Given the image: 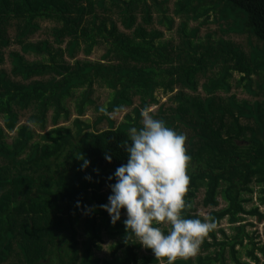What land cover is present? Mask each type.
I'll return each mask as SVG.
<instances>
[{"label": "trees", "instance_id": "trees-1", "mask_svg": "<svg viewBox=\"0 0 264 264\" xmlns=\"http://www.w3.org/2000/svg\"><path fill=\"white\" fill-rule=\"evenodd\" d=\"M112 1L121 9L118 18L107 20L101 15L107 10L106 0H0V264H100L93 258L94 241H103L99 217L109 223L112 237H122L114 253L127 248V257L116 262L161 264L150 249L142 257L144 248L134 238L126 240L124 224L112 225L100 207L107 203L101 193L115 183V170L127 163L122 145L130 143L133 127H142L144 109L187 137L191 162L185 200L190 207L183 211L185 218L205 221L198 214L199 197L204 195L203 206L211 211L213 228L227 218L230 225H237L247 215L264 222L258 209L246 212L243 200L244 195L253 196L254 182L264 191V142L259 138H264V82L263 93L258 94L252 91L251 79L264 69V0H182L185 5H176V15L188 16L192 8L196 21L217 12L211 23H219L220 28L195 45L193 41L201 39L199 29L189 31L188 21L177 24L163 14L157 24L166 22L177 40L159 48L152 41L164 34H152L154 17L146 2ZM193 2L211 7L201 13ZM45 18L63 26L46 35L37 24ZM87 18L93 25L90 32L81 30ZM209 24L208 18L202 23ZM240 34L262 43L263 49H252L244 56L237 46L220 39ZM212 36L220 39L215 46ZM97 37L109 46L101 61L90 60ZM219 63L223 65L219 76L202 85L208 96L200 98L201 82L209 80V71ZM229 72L242 76L247 92L240 101L231 99L230 106L249 123L254 121L256 128L242 127L239 117L227 115L216 94L220 88L230 91ZM165 76L173 81L165 82ZM175 76L180 77L177 83ZM98 82L117 92L111 102L95 90ZM167 84V91L178 92L152 112L157 88ZM189 90L192 93L187 95ZM105 123L109 128L103 130ZM243 141L251 143L250 150H240L237 143ZM105 153L111 155V163ZM81 156L90 161L87 169H81ZM94 202L95 210L85 213L84 206L93 208ZM260 202L264 205L261 198ZM70 215L74 226H84L89 241L62 243ZM213 228L209 234L220 251L210 254L212 245L206 240L195 256L178 259L176 264H227L228 247L235 264H249L236 251V246H243L245 228L221 243ZM250 243L255 248L249 255L259 263L256 245ZM71 244L75 254L69 258L63 246ZM259 250L264 255V246Z\"/></svg>", "mask_w": 264, "mask_h": 264}, {"label": "clouds", "instance_id": "clouds-1", "mask_svg": "<svg viewBox=\"0 0 264 264\" xmlns=\"http://www.w3.org/2000/svg\"><path fill=\"white\" fill-rule=\"evenodd\" d=\"M141 117L142 127H133L130 143L122 145L127 163L115 170L111 195L100 207L108 213L112 225L124 213L126 240L134 238L141 247L150 249L161 264H176L178 259L197 254L212 225L183 215L184 209L190 207L185 200L191 162L187 137L168 127L163 119L154 118L147 109L141 111ZM104 158L111 163V155L105 153ZM79 159L81 169H87L90 161L82 156ZM86 179L91 181L90 176ZM84 211L90 213L94 207L84 206Z\"/></svg>", "mask_w": 264, "mask_h": 264}, {"label": "rangeland", "instance_id": "rangeland-1", "mask_svg": "<svg viewBox=\"0 0 264 264\" xmlns=\"http://www.w3.org/2000/svg\"><path fill=\"white\" fill-rule=\"evenodd\" d=\"M124 2H130L132 0H123ZM147 4V6L149 8H151L152 13H153V19L154 22L152 24L151 27V31L153 32L152 34L156 35L158 32H162L164 35L160 36L158 39H155V41H152L155 45L156 48H159L160 44H166L169 41L172 40H177L174 37V32L175 30H170L169 25L164 22L163 25H159L157 24V18H162L163 14L166 15V18H168V20H173L175 23L180 24L183 20L188 21V30H195V29H199L200 32H202L200 38L201 39H196L194 40L193 44L198 45L199 42H202L204 40L203 36H205V34H213L214 31L219 30V23L217 26H212L213 23H211L213 21V19L218 18V13H213L211 12L210 14L206 15V16H202L199 20L194 21L193 18V9L189 8V15L188 16H178L175 14V11H177V9H179L178 7H176V5L181 4L180 6H184L185 4L182 2V0H144ZM145 4V3H143ZM143 4L140 5V7H143ZM193 4L195 5L196 8H202L201 9V13L202 10H206L207 8H210V4L207 3H195L193 2ZM106 8L107 10H104L101 15L102 17H106L107 20L109 19H114V18H118V8L121 9V7L119 5H116L112 0H106ZM157 5H160V8L157 7ZM96 10V9H95ZM161 11V12H160ZM73 18H76V15L73 16ZM209 20L210 24L209 25H202L203 21L205 19ZM109 24V21H106ZM101 23L100 21L98 22V24ZM37 24L40 25V27H42L43 30H45V34L47 35L49 30L54 28V27H59L61 28L63 26V24H59L57 21L55 20H51L50 18H45V19H41L37 21ZM85 28V30H87L88 32L93 30V25H92V21L90 18H87V20L83 23V26L81 28V30ZM80 37H82V33H80ZM150 39V38H149ZM148 39V40H149ZM222 40H224L227 43H231L235 46H237L239 48V51L241 54H243L244 56H248L251 52L252 49H258V50H262L263 49V44L258 42L257 40L254 39H250L248 40V37L240 34L239 36L237 35H230L227 36L225 38H220ZM219 38L213 37L212 36V45H216L219 40ZM199 40V41H198ZM97 42V46L94 52L93 57L90 60H94V61H101L102 58L106 55V53L109 51V46L107 45V42L103 40V38L101 37H97L96 39ZM140 42H142L140 40ZM192 44V47H193ZM164 49L166 50L165 52H171L169 49H166L165 46H163ZM202 51V49H201ZM200 51V52H201ZM198 57H200V54H198ZM154 59L155 62L159 64V59L158 56L156 54H154ZM196 60V58H195ZM218 66L216 68H212L209 71V80H204L201 82L200 85V92L197 95L200 98H205L207 97V93L204 91L202 85L203 84H210V79L215 77H218L220 74V70L222 68V64H217ZM230 66H233V63L229 64ZM172 66V65H171ZM174 67V66H172ZM248 68H253V65H248ZM176 79V83L178 82V78L175 76L174 77ZM241 78L242 76L239 75L236 72H229V77L227 78L226 82L227 84L231 87L230 91H227V89H222L220 88L219 90H217V95H220V98L223 102V106L225 109V112L227 115H229L230 113H232L233 115L237 116L240 118L241 120V125L242 127H249V128H256V125L254 123V121H250V123L243 117L239 116V112L235 111L233 108H231L229 101L232 99V102L235 100V98H237L239 101L241 100V97H243L242 95L247 94V92H245L244 89V85L245 83L241 82ZM165 79L168 81H173V77H168L165 76ZM253 84H252V91L254 93H258V94H262L263 90L260 87L262 85V83L264 82V69H259L256 73V75H253L251 77ZM167 88H169V84L164 85V86H159L157 88V92L155 94V99L157 101L156 104H154L151 108L152 112H154L155 110L159 109V106L167 104L170 100V98L172 97L173 94H176L178 92V90L175 91V93H173V91H167ZM95 90L99 93V95H103L105 97V100H109V102L112 101V99L116 96L117 92L114 90H111L108 86V84L106 82H98L97 85L95 86ZM82 92V91H80ZM192 91L189 90V92H187L188 94H191ZM112 96V97H110ZM214 97V95H213ZM264 98V97H263ZM180 104L179 102L177 103V107H179ZM89 116H87L88 118ZM87 122V120H86ZM89 122H91L93 124V120L89 118ZM120 121L118 122V127L120 125ZM117 127V128H118ZM108 123H105L102 127V129H108ZM94 130L90 131L93 132ZM260 138L261 142H264V138ZM251 143L247 142V141H243V142H239L237 143V146H239L240 150L242 152L244 151H248L251 149ZM58 162L53 163V165H55ZM192 167V166H191ZM193 170H196L195 168L192 167ZM252 190L254 192L253 196H249V194L244 195L243 196V200H246L247 203L244 204L245 210L246 212L249 214L250 212L258 209L259 213L261 215L264 216V205H262V203L260 202V198L264 201V191L263 189H260V187L254 182L253 186H252ZM92 191H89L90 194V200L92 201L93 199V193H91ZM204 193V192H203ZM103 196L106 197V200L108 202V196L111 195V191L108 188H105V190L101 193ZM201 201H198L199 203L202 202V205L198 208V214L199 216L204 219L205 221H208L209 223H211V211L207 210L204 206H203V201H204V195H200ZM93 202V201H92ZM92 207H94V210L96 208V203L94 202ZM225 206L223 205L221 207L224 208ZM243 218L242 222L237 224V225H230L228 222V218L223 220L221 222L220 227H214L213 228V224L211 223L217 241L219 243L221 242H226L229 239H233L238 235V229L241 228H245V237H244V243L243 246L238 245L236 246V251L238 252V257L240 258V260L243 263H249V264H264V255L260 252L259 248L264 246V222L260 223L258 218L247 215V216H241ZM125 219L124 213L122 212L121 214V220L120 222L123 224V220ZM75 221V218L73 217V215H70L68 217H66L65 220V224L63 227V234H62V243L66 244L67 242H71V240L73 241H77L79 244H83L84 242L89 241L90 239V235L87 234L85 232V228L84 226H78V225H73ZM98 222H99V229L101 230V234L100 236L103 238V241L97 240L94 241V249H93V258L95 260H100L101 263L103 264L106 261H110L113 264H120L119 262L116 261H121L120 259H124L127 257V248L121 249L119 250L117 253H114V248L118 246V244L121 242L122 237L118 236L116 238L112 237L110 234V230L109 227L107 228V226L109 225V223L107 222L106 219H104L103 217H99L98 218ZM161 227L167 229L169 226L168 225H160ZM220 231L225 232L226 236H223ZM209 240V242L211 243L212 247L209 251L210 254L215 255L218 251H220V248L218 246H213V239L211 238L209 232L207 233V235L203 238V241L201 244L204 243V241ZM251 240L253 241V243L256 245V249H255V254L258 256L260 262H256L254 261L251 256L249 255V253H251L254 250V246L250 243ZM64 248H67V252H66V256H68L69 258L72 257L75 254L74 251V244L68 245V246H63ZM143 252L141 253V256L143 257L144 255H146L147 251L144 249ZM227 264H235L233 257H232V251L231 249H229V247L226 249V259H225Z\"/></svg>", "mask_w": 264, "mask_h": 264}]
</instances>
